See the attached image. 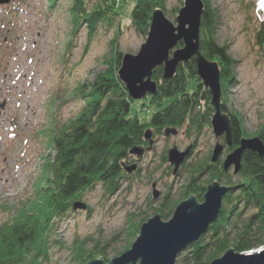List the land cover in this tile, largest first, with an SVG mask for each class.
<instances>
[{"label":"rangeland","instance_id":"374dc122","mask_svg":"<svg viewBox=\"0 0 264 264\" xmlns=\"http://www.w3.org/2000/svg\"><path fill=\"white\" fill-rule=\"evenodd\" d=\"M71 1L58 0L51 6L50 0H11L0 5V224L32 196L45 157L55 154L48 147L51 134L48 136L47 131L78 113L85 100L75 90L79 83L89 84L98 72L109 68L116 33L120 35L117 50L122 54L137 53L146 38L136 33L129 20L132 0H114L118 15L109 24H98L90 38L85 23L72 34ZM87 1L89 7L96 2ZM257 2L209 0L217 15L216 39L227 46L234 60L233 81L225 93L220 91L221 102L228 112L240 115L247 135L252 136L264 132V45L258 46L254 37L264 13L256 9ZM182 5L183 0H163L160 8L175 23ZM4 37L7 40L2 43ZM145 98L132 99L131 115L137 111L140 119L149 117L152 106L148 100L142 101ZM152 138L153 147L139 161L133 156L127 158L137 162L138 168L132 173L124 171L117 191L105 194L98 184L76 200L84 202L86 210L70 209L51 224L45 255L37 264H82L78 247L87 253L102 252L94 259L107 263L134 242L138 233L132 232L141 219H149L158 209L166 210L173 200L177 202L175 208L183 198L191 171L211 156L215 145L212 128L209 124L189 133L182 127L176 135L168 136L162 130ZM192 144L193 154L173 175V166L161 157L174 146L182 151ZM226 154H220L221 160ZM224 172L222 184L227 179L239 180L232 167ZM206 174L199 184L212 182L207 181ZM152 183L160 192L157 198L152 197ZM172 214L161 218L167 221ZM234 237L233 232L231 244ZM185 250L178 254L176 264L181 263L178 258Z\"/></svg>","mask_w":264,"mask_h":264},{"label":"trees","instance_id":"16d2710c","mask_svg":"<svg viewBox=\"0 0 264 264\" xmlns=\"http://www.w3.org/2000/svg\"><path fill=\"white\" fill-rule=\"evenodd\" d=\"M57 1L50 0L51 6ZM132 1L134 6L129 20L136 33L146 36L152 10L163 8V0ZM203 2L201 52L206 59L218 62L221 92L225 93L233 81L234 60L228 54L227 46L216 39L217 15L210 8L209 0ZM69 4L72 34L85 23L89 38L98 24H109L118 15V4L114 0H96L90 7L87 0H72ZM257 27L255 41L258 46H263L264 20ZM119 37L116 33L111 43L113 54L109 68L98 72L89 84H78L76 94H81L85 100L78 113L47 131L48 136L49 132L51 134L48 147L55 154L45 157L41 177L36 180L30 199L17 208L15 215L0 224V264H37L46 252L49 227L71 209L74 201L81 200L85 192L92 191L98 184L105 194L117 191L119 180L125 176L122 165L134 161L127 159L131 157L129 148L148 144L144 138L146 129H150L154 137L166 127L181 128L185 124L187 132L197 133L210 122L213 112L210 92L200 82L194 59L180 64L173 77L165 80H161L162 67L154 68L152 78L156 81L157 93L142 100H148L152 111L147 119L137 117V111L131 115L134 101L127 96L125 86L117 76L122 59V53L117 50ZM222 110L231 118L235 146L239 145L241 137H252L247 135L239 114L228 112L223 102ZM255 135L264 142V132L257 131ZM210 157L208 155L194 167L189 182L208 172L207 181L222 179L225 172L221 166L219 170L215 163L211 165ZM161 158L166 160L167 155ZM237 175L239 180L236 182L225 181L231 189L223 196L217 220L197 242L188 246L186 253L178 258L180 264H207L209 259L217 258L229 248L233 232L236 237L232 246L237 252L264 243V159L245 151ZM187 196L184 192L182 197ZM176 203L173 200L165 206L166 210L162 208L156 212L166 218ZM143 221L145 218L132 233H139ZM76 250L80 251L78 258L82 264L102 254L87 253L79 247ZM209 252L213 253L209 256Z\"/></svg>","mask_w":264,"mask_h":264},{"label":"water","instance_id":"95a60500","mask_svg":"<svg viewBox=\"0 0 264 264\" xmlns=\"http://www.w3.org/2000/svg\"><path fill=\"white\" fill-rule=\"evenodd\" d=\"M11 0H0V4H7ZM203 0H183V5L177 9L175 23L166 17L160 7L152 10L151 20L146 31L145 41L137 53H123L118 78L123 82L131 99H143L148 95H156L157 84L152 78L154 68L162 67L161 80L173 77L177 67L194 59L196 73L200 82L210 92V105L213 114L210 118L215 145L211 153L210 162L216 163L220 159L223 144L219 138L223 136L224 144L232 146V124L230 116L222 110L220 68L218 62L206 59L201 52V17L204 11ZM182 45H179V44ZM177 129L166 127L163 135H176ZM152 132L146 129L144 138L148 147L133 146L129 148L130 155L138 160L145 151L151 150L154 139ZM192 146L180 151L172 147L167 152V161L172 165L175 175L181 164L190 154ZM250 151L264 159V142L258 136L241 137L239 145L232 149L222 160V169L232 167L233 175H237L241 168L243 153ZM126 173L135 172L137 162L123 164ZM152 183V197L160 195ZM231 189L229 185H222L214 180L206 186L202 202H197L194 196L181 200L173 209L171 218L163 221L156 213L140 225L139 233L130 247L117 257L105 263L102 259H92L85 264H176L177 256L193 242L207 232L210 224L217 220L221 209L223 196ZM72 210H86L87 205L81 201H74ZM263 258V259H262ZM208 264H264V244L237 252L229 248L217 258H211Z\"/></svg>","mask_w":264,"mask_h":264},{"label":"flooded vegetation","instance_id":"af4514ba","mask_svg":"<svg viewBox=\"0 0 264 264\" xmlns=\"http://www.w3.org/2000/svg\"><path fill=\"white\" fill-rule=\"evenodd\" d=\"M6 38L4 37V39L2 40V43H4V42H6ZM214 111V110H213ZM225 112V111H224ZM227 113V112H226ZM213 114V113H212ZM228 114V113H227ZM229 115V114H228ZM211 118V117H210ZM230 120H231V118H230ZM210 124V122L206 125V126H208ZM183 127H185L186 129H187V125H185L184 124V126ZM182 128V127H181ZM177 129V131L179 132V129L180 128H176ZM182 134H184V132H182ZM215 138V137H214ZM232 139H233V137H232ZM155 140V139H154ZM219 142L221 143V144H223V149H222V151H221V154H222V152H224V153H229V152H231L232 151V149H234V148H236L238 145H234L233 143H232V146L231 147H228V146H226L225 144H224V139H223V136H221L220 138H219ZM192 146V148H193V144L191 145ZM143 147H145V146H143ZM192 148H191V151H190V154L187 156L188 158H190L191 156L190 155H192L193 154V151H192ZM185 150V149H184ZM183 151V150H182ZM195 151V150H194ZM226 154V155H227ZM130 156H133V157H135L134 155H130ZM136 159V158H135ZM187 159V158H186ZM136 161H139V159L137 160L136 159ZM210 162V161H209ZM128 163H130V162H128ZM211 163V162H210ZM212 164H214V163H211V165ZM216 165H217V168L220 170V166H221V168H222V160H221V157H220V159L215 163ZM223 170V169H222ZM204 174H206V173H201V174H199L198 176H196L197 178H195L194 180H192V182H188V184H186L185 186H184V189H185V192L186 193H189V195L187 196V197H189V196H194V198H196V200H197V202H202V200H203V195H204V193H205V191H206V186L208 185V184H210L211 182H209L206 186H204L203 184H199V182H200V180H201V177L204 175ZM209 174V172L206 174V175H208ZM214 180H217V181H219L218 179H214ZM214 180H212V181H214ZM219 183L220 184H222L221 183V179H220V181H219ZM222 185H227V184H222ZM186 197V198H187ZM186 198H182V200L183 199H186Z\"/></svg>","mask_w":264,"mask_h":264},{"label":"bare ground","instance_id":"6f19581e","mask_svg":"<svg viewBox=\"0 0 264 264\" xmlns=\"http://www.w3.org/2000/svg\"><path fill=\"white\" fill-rule=\"evenodd\" d=\"M259 9H262V11H264V0H258V5Z\"/></svg>","mask_w":264,"mask_h":264}]
</instances>
